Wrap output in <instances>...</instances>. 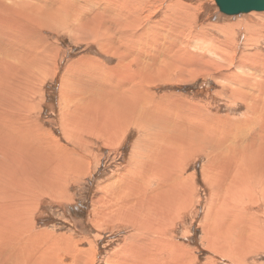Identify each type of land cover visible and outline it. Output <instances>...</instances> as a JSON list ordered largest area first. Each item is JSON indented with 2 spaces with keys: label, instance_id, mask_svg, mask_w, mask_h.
I'll list each match as a JSON object with an SVG mask.
<instances>
[{
  "label": "bare ground",
  "instance_id": "6f19581e",
  "mask_svg": "<svg viewBox=\"0 0 264 264\" xmlns=\"http://www.w3.org/2000/svg\"><path fill=\"white\" fill-rule=\"evenodd\" d=\"M11 1L13 3L7 6L0 0V264H95L94 259L97 255L94 253L93 256L84 257V254L76 255L72 249L73 254L69 253L68 241L52 231L35 229L31 217L34 209L31 205L32 200L36 201L41 196L52 195L56 191L64 193L68 179L72 173L79 174L83 161L77 160L78 156L77 154L74 156V151L72 153L68 149L65 150L50 137L44 136L36 117L32 115L29 91L32 90V82L34 80L35 83L36 75L38 82H43L53 74V70L44 62L46 57L49 59V55L45 53L42 45L29 41L30 35L22 37L20 36L22 34L13 32L12 24H6L5 14L13 13L15 16L17 14L15 6L13 8L14 4L18 9L21 8L18 13L20 16L27 18L40 16L46 18L48 24L55 22L54 18L63 12L60 16H65L66 19L62 21L65 26L71 25V31L76 33L93 35L92 39L98 40L99 48L104 53L114 54L119 60L115 68L111 67L112 70L105 73L101 69L103 67H100L101 70L99 67L96 68V65L85 67L77 74L78 80L68 79L65 82V86H68L61 95L64 113L60 120H64V134L70 140L73 137L72 131L77 130L81 136L98 138L110 147L113 146L112 142L123 140L129 127L134 129L137 127L144 133L141 136L139 132L140 137L133 143L131 157L133 162L130 168L117 173L114 180L102 187V194L95 197L96 203L103 204L102 210H97L93 218L95 224L101 225L109 221L128 222L134 230V233L129 234L130 243L113 251L109 256L111 262L107 264H195L196 257H189L185 247L178 245L173 238L167 237L166 233L176 226L178 217L184 212L183 203L187 205V196L190 195L188 191L191 190L194 180L193 175L189 176L190 180L185 179L181 171H178L177 163L187 161L201 148L200 142L205 141H212L214 147V151H206L207 159L210 158L211 162L206 172L207 177L213 182L210 184H214L215 189L214 202L204 216L206 244L228 257L233 264H247L245 256L258 251L261 245L264 247V231L260 228L255 229L251 224L253 220L245 222L250 221V216L245 215V207L250 203L256 204L259 198L264 201L263 78L245 75L239 86H232L231 89L235 94L247 95L252 102L250 117L247 116L244 121L239 120L238 126H241L239 127L241 129L237 137L243 132L254 133L255 130L250 124L260 123L257 126L260 131L255 135L251 134L254 140L251 139L247 145H245L247 140L244 141L245 148L256 147L255 152L252 154L249 152L247 159L243 156L245 160H240L235 155L239 154L240 150L238 147L236 149L232 147H236L237 144L227 141L229 138L226 135L222 136V132L216 126L211 127L208 123H202L196 117L174 108L169 110L161 108L153 115L155 107L151 101H148L146 109L142 111V102L149 99L148 94L143 92L142 86L137 84L135 87L132 86V83L137 82L132 75L143 79L139 72L142 68L141 63L139 62L140 66L133 74L130 66H127L131 63L125 64V61L127 59L133 61L137 57L135 51L143 55L149 54L157 37L159 41L161 40L160 31L156 32L155 37L153 32H150L149 36H153L150 42L144 41L146 34L142 33L138 38L140 42L138 48L131 46L135 41L131 40L135 34L133 30L140 22L139 6L141 3L153 4V0H55L56 2L50 5L55 8L51 10L45 8L46 4L38 7L32 3L35 8L25 0ZM151 7L153 8V5ZM177 10L180 14L183 12L181 5ZM177 10L174 9L176 16H179ZM30 22L36 23L35 20ZM176 30H172L174 34L169 32L176 37V42L172 40L171 46L173 47L175 43L180 50L183 47L186 49L187 38L184 35L186 31L181 34L182 31L177 33ZM124 36L128 38L124 40ZM125 44H129L127 48L131 51L126 50V47L122 48ZM215 49L218 51L220 45L213 50ZM221 49L217 52L218 55L227 57L223 51L225 49ZM165 53L167 54L166 51ZM192 55L190 52L182 56L191 61ZM195 56L198 57L196 54ZM150 59L156 62L158 55L152 54ZM241 62L245 66L258 64L242 60ZM157 66L153 64V74L156 72L154 77L165 73ZM122 69H125L124 72ZM180 73L183 71L180 70ZM114 77L118 79L115 80ZM247 87H254L250 88L254 93ZM93 90L98 95L100 92L97 90H101L105 98L93 96ZM143 118H146L144 124L141 122ZM166 118L170 125L166 130H160L162 128L160 125L164 124V121L168 122ZM153 121L158 125L153 126L155 124ZM158 126L161 128L155 129ZM169 127H172L170 132ZM245 137L243 135L242 138ZM81 141L83 142L82 137ZM226 142L229 144L227 143V148L221 155L220 148ZM240 149L243 151V148ZM234 150L239 152L234 153ZM247 150L251 151L249 148ZM238 220L244 223H239Z\"/></svg>",
  "mask_w": 264,
  "mask_h": 264
},
{
  "label": "rangeland",
  "instance_id": "374dc122",
  "mask_svg": "<svg viewBox=\"0 0 264 264\" xmlns=\"http://www.w3.org/2000/svg\"><path fill=\"white\" fill-rule=\"evenodd\" d=\"M3 1L5 3H2L7 6L13 3L11 0ZM25 1L35 8L46 4L45 8L50 10L55 8V6L52 8L50 5L56 2L55 0H46V2L44 0ZM14 3L19 4L20 2ZM32 3L36 4V6L32 5ZM151 5H153V8ZM180 5L181 11H183L181 14L177 10ZM13 8L17 14L16 16L13 13L5 14L6 24H12L13 32L22 34L20 35L22 37L30 35L29 41L42 45L44 50H46L45 53L49 55V59L46 57L44 62H47L50 65L49 68L53 70V74L49 75L43 82H38L37 75L35 83L32 79L33 85H31V88L33 91L29 90L32 115L36 117L41 128L40 131L44 136L50 137L65 150L68 149L72 153L74 151V156L76 157V154L78 156L77 160L83 161L79 174L75 175L72 173L71 178L68 179L64 193L56 191L52 195H43L36 201L32 200L31 205L34 209L31 217L35 229L46 230L47 232L52 231L57 236L68 241L69 247L67 249L69 253H72L71 249L76 255L84 254V257L93 256L96 253L95 264L110 263L109 256L111 253L119 247L129 244L131 241L129 237L134 233V230L128 222L109 221L101 225L95 224L93 218L97 210H102L103 208L102 203H96L95 197L102 194V187L114 180L117 173L130 168L133 162L131 158L133 143L136 138L140 137V134L142 136L144 133L137 127L135 129L134 127H129L123 140L121 139L117 143L112 142L113 146L110 147L98 138L86 135L81 136L77 130L75 132L72 131L71 135L73 137L70 140L64 134V120H60L61 115L64 113V110L62 111L64 103L61 95L64 93L66 86H68H65V82L68 79H72L71 81H74V79L78 80L77 77L79 76L77 74L85 67L94 65H96V68L99 67L98 69L103 67L101 69L105 73V71L115 68L119 60L114 54L104 53L99 48L98 40L94 41L92 39L93 35L90 36L81 32L76 33L71 31V25L65 26L62 21L66 18L63 15V17L60 16L63 12L54 18L55 22L49 21L50 23L48 24L46 18H41L40 16L39 18L22 17L18 14L21 8L19 7L20 9H18L15 4ZM48 9L45 10L49 11ZM174 9L177 10L179 16H176ZM139 14L141 15L140 18L138 17L140 22L136 29L133 30L135 34L131 40L135 41L131 46L138 48L140 43L138 38L142 33L146 34L143 39L147 42H150L149 40L153 36L155 37L156 32L160 31L162 33V37L160 36L161 40L159 41V37H157L153 42L149 54L143 55L139 51H135L137 52V57L133 61L130 59H127V62L125 61V64L131 63V65L127 66H130L133 74L138 70L141 63L142 68H140L139 72L142 74L143 79L132 75L137 79V82L132 83V86L135 87L136 84L140 87L142 86L143 92L148 94L147 98L149 99L142 102V111L146 109L148 101H151L153 107H155L153 115L161 108L165 110L174 108L186 115L196 117L202 123H208L211 127L216 126L222 132V136L226 135L229 138L227 141L237 144L236 147L231 145L235 149L238 147L237 149L240 150V152L238 150L233 151L234 153L239 152L240 155L235 153L236 157H239L238 159L240 160H245L244 157L247 159L249 154L255 152L254 148L256 147L251 144L253 148H250L251 146L245 148L244 141L247 140L245 144L247 145V142L250 143L254 140L251 134L255 135L260 131L257 128L260 123L250 124L255 130L254 133L251 131L246 132L247 134H243L244 132L241 134L242 137L243 135L246 136V139L241 136L237 137V133L241 129L239 128L241 126H238L239 120L243 119L244 121L247 116L250 117L252 102L247 95L235 94L231 89H233L232 86H239L241 79L245 75L249 76L251 74L253 77L263 78L262 80H264V11L227 15L220 12L214 0H153V4L141 3ZM181 16L187 18L184 19ZM27 19L30 21L35 20L36 23H31ZM179 20L181 23H179ZM151 25H154L153 28L149 27ZM155 27H158V29ZM172 30H176L177 33L182 31L183 33L181 32V34L186 31L184 34L187 38L186 49L183 47L180 50L175 43L173 45L175 48L171 46L172 40L176 42L175 35L173 36L169 33ZM150 32H153L151 37L149 36ZM172 33L174 34V32ZM123 38L126 40L128 36ZM204 40L209 41L207 43ZM132 41H129V43ZM128 45L125 44L122 48L126 47L125 49L128 50ZM200 45L201 47H199ZM217 45H220L221 50L225 49L223 51L226 52L227 57L218 55L219 53L217 52L220 49L218 51L217 49L213 50ZM146 46L148 45L146 44ZM190 52H192L193 57H191V61H188L183 56ZM232 52H235L234 55L231 54ZM152 54L154 56L158 55V61L149 60ZM140 58L144 61L143 63L142 60H139ZM241 60L250 61L249 63L251 64L253 62L258 64L257 66H245ZM51 62H54V64ZM153 64L158 65L159 69L162 68L165 73H161L165 75L159 74L154 77L153 75L156 72L153 74ZM169 66H173V70ZM122 70L124 72L125 69ZM180 70L183 73H180ZM127 72L130 73L129 71ZM114 78L115 80L118 79L117 77ZM250 88L254 89V87H247L249 91L254 93ZM97 91L100 92L99 95L94 90L92 95L98 96L99 99L103 98V92L101 90ZM145 119L141 120L142 124H144ZM166 120L168 122L164 121V124L160 125L162 128L158 126L155 129L166 130V127L170 125L169 120L167 118ZM153 122L155 123L153 126L158 125L156 121ZM170 128L172 129V127H169V132ZM235 134L236 136L234 137ZM76 140L77 142H73ZM239 141H242V143ZM227 143L223 144L221 148L219 147L221 155L224 154L227 148L226 145L229 144ZM200 145L201 148L198 152L189 157L187 161H179L177 163L178 171H181L183 177L187 179L193 175L194 180H192L191 190L188 191L190 195L187 196V205L183 203L184 212L178 217L179 220L177 219L176 226L169 231L167 230L166 235L168 234L167 237L173 238L178 245L185 247L189 257H196L195 264H233L228 257L208 247L205 241L206 217L204 216L212 202H214L215 191L214 184H210L213 183L210 180L211 178L207 177L206 171L209 169L211 162L209 161L210 158L207 159L206 153L208 152L206 151H214V147L212 141L200 142ZM240 148H243V151ZM248 148L251 151L247 150ZM259 199L261 201H256V204L250 203V205L245 207L246 217L250 216V221L245 222L253 220L251 224L254 225V228H260L264 231V228L262 229V226H264V201L261 198ZM238 222L244 223L239 220ZM259 247L258 251L245 256L247 264H264V247L262 245Z\"/></svg>",
  "mask_w": 264,
  "mask_h": 264
},
{
  "label": "water",
  "instance_id": "95a60500",
  "mask_svg": "<svg viewBox=\"0 0 264 264\" xmlns=\"http://www.w3.org/2000/svg\"><path fill=\"white\" fill-rule=\"evenodd\" d=\"M220 12L227 15L264 11V0H214Z\"/></svg>",
  "mask_w": 264,
  "mask_h": 264
}]
</instances>
